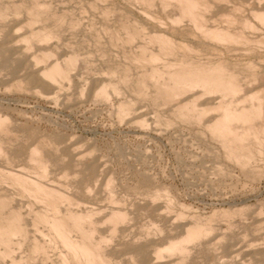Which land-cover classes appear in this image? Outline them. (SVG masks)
Returning a JSON list of instances; mask_svg holds the SVG:
<instances>
[{
    "label": "rangeland",
    "instance_id": "rangeland-1",
    "mask_svg": "<svg viewBox=\"0 0 264 264\" xmlns=\"http://www.w3.org/2000/svg\"><path fill=\"white\" fill-rule=\"evenodd\" d=\"M207 1L208 27L252 43L204 36L185 19L176 24L173 1L0 0V171L9 173L0 174L1 222L20 211L24 228L9 245L0 241V264H76L51 227L76 213L91 214L113 264H264V116L250 132L241 121L231 134L212 125L225 111L248 109L255 94L264 111V0ZM231 13L253 29L226 27ZM156 34L173 48L155 59ZM189 59L228 64L240 90L200 86L167 99V75ZM56 62L70 71L49 82L44 74ZM178 100L197 107L177 111ZM12 175L65 201L56 210L32 206ZM40 211L47 222L36 218ZM116 212L125 218L114 223Z\"/></svg>",
    "mask_w": 264,
    "mask_h": 264
},
{
    "label": "bare ground",
    "instance_id": "bare-ground-1",
    "mask_svg": "<svg viewBox=\"0 0 264 264\" xmlns=\"http://www.w3.org/2000/svg\"><path fill=\"white\" fill-rule=\"evenodd\" d=\"M141 1H143L145 3H150L152 0H141ZM162 1L166 5L168 3H170L171 1H173V3H175L176 6L179 7L177 10V12H178L177 17L175 18V21H174L176 24H180L181 21L183 22V20L185 19V20L191 22L195 26V28H197L200 32H203L205 34L204 36L211 37L212 35H215L213 37H217V38L221 39V41H225L227 39L229 41L230 40L231 41L236 40L238 42L244 41V43L245 42L246 43H250V42L252 43V41H250V40L248 41V39L246 37L239 36L240 34L237 35L235 33L234 34L231 33L229 28H224V29L214 28L213 29V28L208 27V25L206 24V22H208V19L206 18V13H207V10H209L208 9L209 4H208L207 0H162ZM234 9H237V8H234ZM234 12H235V10H234ZM258 18H259V20H261L263 22L264 21V14L261 13L258 16ZM241 19L242 20L240 21V17L237 18V16L235 14L231 13L227 16H223L222 22H224L226 24V27H229L230 24L235 25L236 23H242L241 25L245 24V26L243 25L244 27L250 26L252 28V25L250 24V22H248L246 20V18H241ZM243 19H245V20H243ZM256 19H257V16H256ZM172 20H173V17H172ZM175 23H174V25H175ZM249 31H250V29H249ZM33 35H35V33H33ZM157 35L158 34H156L155 36L153 35L151 37L152 41H155L161 45L159 53L152 54V58H155V59L158 58L159 55L168 54L169 52H171V49L173 48V44L168 37L163 36V34L161 36H160V34H159V36H157ZM46 36L48 37V35H46ZM28 39H29V37H28ZM219 39L217 41H219ZM222 39H225V40H222ZM46 40H47V38H46ZM239 43H241V42H239ZM222 44H224V43H222ZM176 50H178V49H176ZM191 52H193V51L191 50ZM49 53H51V52L49 51ZM43 54H44V52H43ZM49 55H53V54H49ZM76 57L74 58L75 60H76ZM48 58H50V57L48 56ZM75 60H74V62H76ZM72 62H73V59H68V61H67L69 66H71L70 64ZM184 64H186V67L181 68L182 69V70L180 69L181 71L167 75V76H170V77H167V78H169L168 81L163 83V87L161 86L162 90H164L163 93L166 94L165 96H167V99H169V100H172L173 97H180V96L182 97V95L185 92L190 91L191 89H193L195 87H200V86H201V88L204 87V89L209 90V92L210 91L221 92L223 95H228V94L232 95V94H235L238 90H240L237 72L234 68L230 67L228 64H224L223 62H220L218 64H212V63L200 64V63L193 62L191 59L186 60ZM61 65L57 62L50 64L49 68H47V71L44 74V77H47L48 79H50L49 82L51 80H52V82L56 81L57 80L56 78H59V76H62V75H64V73H66L65 69H66V66H68V65H66V66L64 65L65 66L64 68H62ZM177 66H181V65H177ZM158 85H160V84H158ZM195 89H193V90L195 91ZM193 90H191V91H193ZM201 90H203V89H201ZM206 90H203V91H206ZM247 99H249V101L252 102V105L248 109L243 108L240 111H233V112H231V110L225 111L222 115V118L219 119L217 122L215 120L214 124H212V125H214L215 128L221 132H227V133L231 134L232 130H231L230 126L233 125L232 123H234L235 121H241V122L245 123V126H246L245 128L247 129L248 132L253 131L254 130L253 129L254 127L252 128L253 124L252 125L250 124V123H252V120L256 119V118L261 119L264 116V111H263V107H262V99L263 98H261V95L255 94L252 97H247ZM167 102H168V100H167ZM169 103H172V101ZM183 103H184V101L178 100V103H176L177 111H180L184 108L191 107L190 106L191 104L187 105V104H183ZM172 105H174V104H172ZM192 107L193 108L197 107L195 102L193 103ZM221 107H223V106H221ZM262 120H264V119H262ZM3 124H5V123L0 118V132H1V128H2ZM247 124H250V126H248ZM3 127L5 129L4 125H3ZM263 130H264V125H263ZM255 131H256V132H254L255 137H257L256 135H259L260 131L259 130H255ZM235 136L239 137L238 133H236ZM249 136H250V134H249ZM254 139H258V138H254ZM42 154H43V152H42ZM2 155H4V148L2 146V142L0 139V157ZM37 156H38V154H37ZM32 157H34V156H32ZM33 162L31 164H33ZM35 164L39 165V168H40V166L44 167L42 160L35 161L34 165ZM44 169H46V168H44ZM42 171H44V170H42ZM1 173L2 172L0 171V174ZM8 174L2 173V175L4 176L5 179L8 178V176H7ZM39 177L42 179V177L40 175H39ZM39 177H38V180H39ZM11 180H13V185L16 188H20L21 190L27 192L28 200H29L28 202L30 205H32V206L35 205V207L37 206L39 208H43L42 210H44V208H46L47 205L48 206L50 205L51 208L56 210L58 202H59L58 199L60 198V200H61L63 198V202L65 201L64 199L66 197L63 196L62 194H59L54 189H51L48 186H46L42 183H39L38 181H34L32 179L24 177L23 175H12ZM42 180H44V178ZM71 202H72V200H71ZM71 202H70V204H72ZM4 203H5V201L3 202L0 200V223L1 224L3 223L1 221H4V220H2L3 216H2V209H1L2 205L4 206ZM50 207H47V208H50ZM53 209H51V210H53ZM32 211H34V210H32ZM42 213H43V211L36 212V216H37L36 218L39 217L40 219H44L46 221L48 219L47 215L45 216ZM90 215L91 214H87V215H83V214L79 215L77 213L71 214V216H69L68 218H63L62 220L57 221V223H54V225L52 224L53 226L51 225V227H52V229L53 228L55 229L54 233H56L57 235L60 236L59 239L61 238L64 247L68 248V251H67L68 255L70 256L71 259H73V261H75L76 264H113L110 262V259H108L109 255L105 252V250L102 247L104 245V244H102V242L103 241L105 242L106 238L94 236V233L97 231V228L95 227L92 216H90ZM124 215L125 214H122L121 212H116L112 216V220H113L112 222L116 223L115 221L125 218ZM4 219H7V220L5 221V223L2 224V226H0V241H2L3 243H7L5 245H9L8 242L11 239H13V237L15 235L17 236L18 234L24 232V228H23V225L21 222L22 221V214L20 211H12L9 214V216L4 218ZM71 222H72V225L70 224ZM48 223H49V220H48ZM111 225H113V224H111ZM114 226L115 225H113V227ZM71 229L74 231H77V233H79L80 240H77V239L75 240L72 238V236H71L72 230ZM114 230H116V229L114 228ZM194 234H196V233H194ZM3 243H1V244H3ZM5 245H3V246H5ZM9 250H10V248H9ZM64 260H66V257ZM64 260L62 259V261H64ZM66 261H65V263H66ZM20 263H21V261L17 262L15 260H13V262H12V264H20Z\"/></svg>",
    "mask_w": 264,
    "mask_h": 264
}]
</instances>
